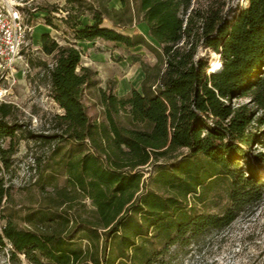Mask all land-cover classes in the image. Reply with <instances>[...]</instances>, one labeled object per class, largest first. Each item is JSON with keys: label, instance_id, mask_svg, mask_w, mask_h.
Here are the masks:
<instances>
[{"label": "trees", "instance_id": "1", "mask_svg": "<svg viewBox=\"0 0 264 264\" xmlns=\"http://www.w3.org/2000/svg\"><path fill=\"white\" fill-rule=\"evenodd\" d=\"M39 8L56 32L43 31L39 50L52 61L38 64L60 110L35 132L13 118L14 103L0 102V252L10 263L172 264L264 199L252 164L264 160V151H252L264 147V0H64ZM142 21L148 34L119 29ZM97 38L128 48L145 72L140 87L120 93L117 79L103 82L83 63L78 41ZM200 48L215 51L217 65ZM86 97L101 115L89 113ZM21 137L50 147L32 167L43 201L23 213L12 204ZM224 179L223 211H199L191 196L204 201ZM91 188L98 209L82 199Z\"/></svg>", "mask_w": 264, "mask_h": 264}, {"label": "rangeland", "instance_id": "2", "mask_svg": "<svg viewBox=\"0 0 264 264\" xmlns=\"http://www.w3.org/2000/svg\"><path fill=\"white\" fill-rule=\"evenodd\" d=\"M238 1L230 0L231 3ZM7 2L15 4L21 10L22 19L28 25V33L21 50L22 57L14 70L16 79L7 77L0 68V102L14 103L16 107L13 118L26 123L29 129L35 132L46 131L52 113L60 109L50 95L47 78L38 64L39 57L51 61L52 58L44 55L39 50V46L43 31L48 29L54 33L56 31L44 22L46 11L39 7L49 2L62 4L64 0H0V6ZM240 2L246 3V0ZM113 3L118 4L119 0H113ZM119 29L128 33L137 30L148 34V24L145 21ZM82 47V61L92 60V65L99 69L103 82L109 77L117 79L120 93L129 86L140 87L145 72L141 63L131 57L126 46L98 38L87 49L84 45ZM132 50L152 59L142 46L134 47ZM200 51L208 53L210 63L213 66L217 65L219 55L215 51L205 48H200ZM29 57H33V63ZM248 99L244 96L237 98L236 101L243 102ZM85 101L90 114L101 115L100 105L95 104L93 99L88 97ZM252 151L253 153L264 151V147L254 144ZM49 152L50 147L47 144L26 137L20 138L14 163L16 172L12 179L14 195L12 204L20 208L21 213L28 206L43 201V194L36 183L38 169L32 167L36 163L35 155L46 157ZM252 164L264 181V160L256 158ZM228 187L229 180H221L211 187L204 201L195 200L193 196L191 201L196 203L199 211L220 213L229 202ZM94 194L95 189L91 188L82 195L88 209L100 208ZM7 256L3 251L0 252V264H12L7 260ZM18 264L32 263L22 256V261ZM172 264H264V199L258 205L246 207L230 224L220 229H212L199 237V240L193 242L187 252H182L175 258Z\"/></svg>", "mask_w": 264, "mask_h": 264}, {"label": "built area", "instance_id": "3", "mask_svg": "<svg viewBox=\"0 0 264 264\" xmlns=\"http://www.w3.org/2000/svg\"><path fill=\"white\" fill-rule=\"evenodd\" d=\"M27 29L22 12L15 4L7 2L0 6V68L7 77L16 79L14 70L22 57Z\"/></svg>", "mask_w": 264, "mask_h": 264}, {"label": "crops", "instance_id": "4", "mask_svg": "<svg viewBox=\"0 0 264 264\" xmlns=\"http://www.w3.org/2000/svg\"><path fill=\"white\" fill-rule=\"evenodd\" d=\"M49 30V29H48ZM98 40L97 39H94V40H87V39H80L78 41L79 45L82 47L83 45L85 46L84 48L87 49V47L90 45V44H94L96 41ZM109 42V41H108ZM120 44V43H118ZM83 49V47H82ZM84 64H88V65H92L93 62L92 60L91 61H88V62H83ZM93 66V65H92ZM98 69V68H97ZM99 70V69H98ZM132 86H129L128 88H126L122 93H126L128 92L130 89H131ZM138 87V86H137Z\"/></svg>", "mask_w": 264, "mask_h": 264}]
</instances>
